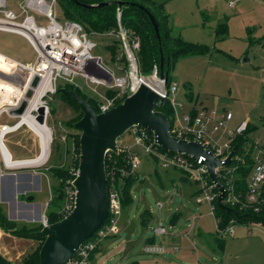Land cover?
<instances>
[{
	"label": "rangeland",
	"instance_id": "374dc122",
	"mask_svg": "<svg viewBox=\"0 0 264 264\" xmlns=\"http://www.w3.org/2000/svg\"><path fill=\"white\" fill-rule=\"evenodd\" d=\"M154 1L163 6V14L167 16L172 37L182 38L190 43H200L209 48L207 54L181 57L175 61L169 75L170 85H175L177 89L171 96L173 117L180 118L192 107L196 110L201 107L227 110L233 114L230 127L246 121L256 127L252 136L259 134L260 138H264L262 119L264 117V17L260 21L257 10L239 13L237 8H228V3L235 5V0ZM19 3L20 0H7L8 8L15 12H19ZM205 7L209 11H205ZM54 10L58 22L69 21L58 2ZM204 13L206 14L205 22L202 17ZM31 14L37 19L39 25H46L47 21L44 18L35 13ZM223 16L230 17L231 22H224ZM223 25H226L228 32L226 30V33L218 35L217 30ZM85 32L88 33V39L95 44V48L91 51L92 57L100 58L102 63L113 72L114 77L124 76V72L115 64L121 59L120 50L117 49L116 54H112L109 48L115 45L116 37L109 34L110 32L96 34L89 30ZM135 37L140 41L138 36ZM0 53L23 65L32 64L36 58L34 51L24 38L2 32H0ZM74 84L83 93L86 101L90 99L97 105L102 103L108 91H111L108 86H97L79 77L74 78ZM59 86L64 88L65 83L62 81L56 83V93ZM55 94L51 98L44 99V103L50 110L45 127L50 130L52 137L47 161L36 168L6 169L4 167L0 176V183L3 185L8 176H18L14 178L13 185L6 184L5 188L0 187V203L4 206L8 220L16 222L19 226L26 225L34 231L45 220L47 204L52 197V188L59 184L58 170L57 168L53 170V166L60 167L65 154L66 169L74 166L75 161L79 162L76 148L80 131L73 124L79 119L80 111L65 98ZM177 102L181 105L177 106ZM37 106L38 104L34 108ZM19 121L20 119L15 116L10 122L0 121V126L16 125ZM119 140L132 144V138L127 132L117 142ZM3 143L13 160L34 159L40 152L37 136L25 125L7 135ZM6 153L4 151L5 157L8 158ZM0 160H2L1 154ZM139 161L140 167L136 171L138 179L130 193L131 203L123 207L116 218L119 233L102 240L99 246L100 251L98 254L95 253L94 264H99L98 261L102 264H130L133 261L148 264L155 258L162 257L168 260V264H183L182 261L186 258H190V262L197 264H229L230 262V264H264V231L262 229L244 221L243 226L234 225V234L231 237L230 235L220 236L217 233L214 216H202L196 221L199 226H206L205 235L210 240L209 244H206L204 239L196 233L191 240L194 247L189 248L185 252L186 255L183 251V257H181L182 253L178 255L172 252L171 246L162 239L184 238L185 231L180 230L186 225L189 228L192 216L207 213L208 207L205 203L196 204L198 186L188 175L176 169H163L150 156L141 152H139ZM72 171L71 168L69 173L72 174ZM27 174H30V178ZM182 177L184 180H181ZM74 179L66 188L68 195L71 189L75 191L72 186ZM120 183L123 184L122 181ZM178 185H182L181 188L185 189L186 193L183 195H181L182 191L177 193ZM191 192H194L193 196ZM29 199L32 200L28 201ZM159 203L163 206L161 209L157 206ZM68 208L64 207L65 213ZM174 216L177 217V221L171 226L168 219ZM143 217H148L149 221L142 223ZM159 226L167 230L166 236H160V240L157 238L164 253L145 254L143 249L148 239L154 238V234L148 229ZM175 228L179 231H175ZM200 232H203L202 229ZM3 234L5 235L0 232V247L3 248L0 249L2 251L5 249L4 252L10 251L13 259L9 262L10 264H22L28 254L40 251L39 248L43 244V239L40 238V240L19 239L8 233ZM183 242L187 246V242ZM217 244L224 245V250H218ZM17 252L21 253L18 258Z\"/></svg>",
	"mask_w": 264,
	"mask_h": 264
},
{
	"label": "built area",
	"instance_id": "2783aa9c",
	"mask_svg": "<svg viewBox=\"0 0 264 264\" xmlns=\"http://www.w3.org/2000/svg\"><path fill=\"white\" fill-rule=\"evenodd\" d=\"M56 3L57 0H20L19 12H15L8 8L7 0H0V32L24 38L36 55L35 61L31 65L17 63L19 66L17 69H20L21 73L15 82L22 83L25 80V86H27L34 77L40 79L39 85H43L40 106L45 107L46 120L49 109L44 103V99L51 98L56 93L58 81L77 88L74 84L76 77L83 78L97 86H108L114 92L113 96H105L103 102L98 104L97 114H103L115 108L127 97L135 94L142 85L154 91L162 99V103L169 101L173 107L171 96L176 93V86L167 87L165 78L159 77L157 65L153 66L150 75L140 74L137 62L140 41L138 38H131L129 32L123 28L119 13L117 14V30L111 31L109 34L114 35L118 41L121 59L117 60L115 64L119 70L124 72V76L114 77L113 72L102 63L100 58L92 57L91 51L95 48V44L88 39V33L80 24L72 21L58 22L54 10ZM31 13L44 18L47 21L46 25H39ZM109 80L110 82H108ZM24 95L25 93L21 96V100L24 99ZM176 105L180 106L181 103L177 102ZM34 113L35 117L36 111ZM232 120L233 114L227 110L220 111L205 107L196 110L195 107H192L187 114L180 118L174 116L171 121L168 120L169 134L181 141L198 143L213 159L221 162L222 166L215 168L214 172L223 187L221 203L225 207L256 206L253 208L256 212L264 193V138H260L259 134L254 136L250 134L245 144L236 150L234 141L236 137L246 132L248 122L243 121L235 127H230ZM19 128L17 124L0 126L1 142L7 135L16 132ZM127 134L131 136L132 144L129 145L127 142L119 140L116 147L117 152L114 153L123 155L124 167H113L106 174V178L107 176L110 178L107 221L79 247L66 264H90V256L99 248L102 240L117 232L116 218L122 209V183L120 181L136 175V171L140 167L139 152L150 156L163 169H176L192 178L198 186L196 204L205 203L215 218L216 203L221 191L209 176L204 165L207 159L205 156H200L195 160L193 156L164 150L162 152L154 135L138 126L132 127L127 131ZM232 151L230 163L225 164ZM247 160L251 161L252 167L245 180L246 195L245 201L242 202L239 199L240 194L236 195L235 174L238 165L245 166ZM76 174L77 171L74 176ZM117 175L120 179L118 182L115 180ZM70 192L69 195L66 193L68 195L66 207H70V209L68 208V211L64 212L63 218L69 215L74 207L75 191L71 189ZM157 206L159 209L162 207L161 204ZM44 219L42 225H49L45 217ZM215 220L218 222L216 218ZM233 227L232 221L224 230L218 229L217 232L220 236H232ZM148 231L154 235L167 234V230L163 226L149 228ZM143 252L148 255H160L164 253V249L156 244H147Z\"/></svg>",
	"mask_w": 264,
	"mask_h": 264
},
{
	"label": "water",
	"instance_id": "95a60500",
	"mask_svg": "<svg viewBox=\"0 0 264 264\" xmlns=\"http://www.w3.org/2000/svg\"><path fill=\"white\" fill-rule=\"evenodd\" d=\"M108 5L109 3H101L95 6H81L92 9ZM122 6V2H117L118 13L121 12ZM141 9L148 16L156 38L160 40L159 27L154 17L147 10L142 7ZM163 60L161 55L160 78H164ZM39 83L40 79L34 77L29 85L25 86V80L18 85V88L25 95L24 99L19 101L18 106L11 109V115L20 117L25 113L28 106L27 101L33 97ZM57 93L71 98L82 111V117L74 124V127L80 131L78 169L76 178L72 182L75 190V201L68 216L33 233L35 237L43 239L39 251V264H66L79 247L107 221L109 202L105 157L108 152L116 154L117 140L134 126L151 132L157 145L164 151L193 156L195 160L200 156H205L207 159L204 165L209 176L221 191L217 204L221 210L230 211L221 203L223 187L214 172L215 168L222 166L221 162L213 159L198 143L181 141L170 136L169 121L163 113L157 110L162 99L150 88L145 85L140 86L135 94L127 97L121 104L103 114H97L95 107L89 105L73 91L60 88ZM35 120L45 126L44 106L37 108ZM232 153L233 151L227 157L225 164L230 163ZM30 200L32 199L28 201ZM141 221L147 223L149 218L143 217Z\"/></svg>",
	"mask_w": 264,
	"mask_h": 264
},
{
	"label": "trees",
	"instance_id": "16d2710c",
	"mask_svg": "<svg viewBox=\"0 0 264 264\" xmlns=\"http://www.w3.org/2000/svg\"><path fill=\"white\" fill-rule=\"evenodd\" d=\"M64 11L66 19L72 22L80 24L86 31H92L94 33L111 32L117 30V2H122L123 6L121 8L120 23L129 32L131 38H140V50L137 54V62L139 66V72L143 76H148L152 72L154 65L159 68L161 55L163 56V73L166 80L167 87L170 86V71L174 67V63L177 59L187 56H198L204 55L209 52V48L202 46L200 44L189 43L180 38H174L170 35L168 28L167 16L163 14V6L156 4L153 0H57ZM101 3H109L108 6L102 8H84L81 5H98ZM147 10L155 19L159 27L160 40L156 38L152 24L145 14L144 10ZM226 25L221 26L217 30V34L226 33ZM110 51L112 54H116L117 49H119L118 41H116L114 46H110ZM115 56V55H114ZM60 89V86L58 87ZM64 89L67 91H73L78 96L82 97L85 101L86 98L83 93L77 89L71 87L69 84H65ZM113 91H108V97L113 96ZM60 95L65 98L71 105H75L80 111V118L82 117V111L80 107L69 97ZM89 105L97 108V104L90 99L86 101ZM122 102V101H121ZM54 110V109H53ZM157 110L163 113L169 121L173 117V109L169 101H164L160 104ZM50 114V110H49ZM263 124H264V117ZM78 120L74 121L76 123ZM74 125V124H73ZM256 130L255 126H251L248 123V127L245 133L236 137L234 141V147L236 150L241 148L245 142L249 139V135L254 133ZM77 151L79 154V141L77 146ZM163 152V150L161 149ZM66 154L64 155L62 165L60 167H54L53 170L57 168L59 184L57 187L52 188V197L47 204V213L45 214L48 224H53L58 222L64 216V207L66 206L67 194L66 188L70 186V182L74 179V173L78 169V160L75 161L74 166H72V174L65 166ZM156 162V161H155ZM157 164V163H156ZM124 157L122 154L115 155L112 152H108L105 157V173L107 174L111 168H121L124 167ZM252 164L250 160H247L245 166L238 165V169L235 174V184L237 188L236 195L240 194L239 199L244 202L246 195L245 180L251 170ZM107 190H110V178L107 176ZM137 179V175L129 176L123 179V184L121 185V202L122 208L131 203V190ZM115 180L120 181L119 175L116 176ZM254 207L256 206H246L240 207L236 206L234 208H229L230 211L221 210L216 203L215 208V218L218 220L217 227L220 230H224L232 221L234 225L243 226L244 221L247 223H252L257 225L264 230V193L263 199L258 204V210L255 212ZM42 225L34 231V229L27 228L26 225L19 226L16 222L8 220L4 206L0 203V230L4 233L19 238V239H39L32 235L34 232L40 231ZM218 233V232H217ZM40 240V239H39ZM43 243V241H42ZM221 245V244H220ZM222 246V245H221ZM97 248L90 256V261L98 251ZM40 250V248H39ZM0 264H10L2 255H0ZM22 264H39V251H33L28 254L24 259ZM132 264H137L136 262Z\"/></svg>",
	"mask_w": 264,
	"mask_h": 264
},
{
	"label": "crops",
	"instance_id": "0c3cea01",
	"mask_svg": "<svg viewBox=\"0 0 264 264\" xmlns=\"http://www.w3.org/2000/svg\"><path fill=\"white\" fill-rule=\"evenodd\" d=\"M154 1V0H153ZM236 2H235V5L234 4H232V3H228V8H231V9H238V12L239 13H245V12H247V11H249V10H252V11H256L257 10V13H258V18L260 19V21H262V18L264 17V0H235ZM155 2V1H154ZM232 4V5H231ZM206 8V7H205ZM205 11H209V9L208 8H206L205 9ZM202 17L204 18V20H203V22H205L206 21V14L204 13V15H202ZM234 17H236V15L234 16ZM207 18H208V16H207ZM223 20H224V22H231V18L230 17H226V16H223ZM228 19V20H227ZM230 24V23H229ZM227 32H228V29H227ZM174 38H176V37H174ZM180 39H182V38H180ZM182 40H184V39H182ZM184 41H186V40H184ZM186 42H189L190 43V41H186ZM191 43H194V42H191ZM195 44H197V43H195ZM200 44V43H199ZM0 93H1V97H0V102H2V100H6V102H11V100L13 101V99L14 98H12L13 96H16V94H17V92H18V89L16 88V87H18V85H20L21 83H19V82H14V81H17V78H18V75H19V73H21V71H20V69H17V67L16 66H14V65H12L9 61H12V62H14V63H18V62H15L14 60H12V59H10V58H8V57H5L4 55H2L1 53H0ZM34 63V62H33ZM32 63V64H33ZM18 64H20V63H18ZM25 65H31V64H25ZM8 70L9 71H11L12 72V74L13 75H15V76H9V74H8ZM14 85V86H13ZM5 90V91H4ZM6 90H10L11 91V94H8V93H6L7 91ZM21 95V94H20ZM21 100V98L19 99V101ZM8 105V104H7ZM16 105V104H15ZM9 107V108H8ZM14 107V106H13ZM13 107L12 106H3V107H0V121H4L5 123H7V122H10L15 116H13V115H11L10 113H11V109H13ZM8 109H9V111H8ZM33 109V108H32ZM31 111V109L28 111V113L26 114V115H28L30 118H33L30 114H29V112ZM19 119L21 118V117H18ZM241 123V122H240ZM240 123H238V124H240ZM18 124V123H17ZM238 124H236V126L238 125ZM7 125V124H6ZM9 126H11V125H9ZM22 126H20V128H21ZM19 128V129H20ZM3 145H4V143H3ZM4 147L6 148V146L4 145ZM6 150L8 151V153L10 154V152H9V150L6 148ZM0 154H1V157L3 158V155H2V152H1V147H0ZM7 158V157H6ZM8 158H10V159H12V156H11V154H10V156L8 157ZM18 159H20V158H17L16 160H13V161H24V160H18ZM25 160H31V159H25ZM1 162H0V172H2V169H4V167L5 168H8L7 166H6V164H5V161H4V159L3 160H0ZM4 162V163H3ZM5 165H3V164ZM28 176L30 175V174H27ZM9 178H7V181L4 183V185L3 184H1L0 183V187L2 186L3 188H5V186H6V184H14L13 182H14V178H16V177H18V176H15V175H12V176H8ZM29 178H30V176H29ZM138 179V178H137ZM136 179V180H137ZM181 180H184L183 179V177H182V179ZM173 184H175V185H177V183H175V182H172ZM134 186H135V183H134V185H133V188H134ZM179 187H178V190H177V188H176V192L178 193V192H181V195H183L184 193H186V190L184 189H182L181 188V186L182 185H178ZM197 191L198 190H196V193H197ZM193 194H194V192L192 193L191 192V195L193 196ZM160 204V203H159ZM162 206V205H161ZM163 207V206H162ZM161 207V208H162ZM208 207V206H207ZM160 208V209H161ZM208 209V211H207V213H204V214H200V215H193L192 216V218H191V221H190V226H189V228H188V226L186 225L185 226V228L184 229H182V230H180L181 232H184V234H183V237L184 238H182V237H180L181 239H178V238H168V239H166V238H164V239H162V240H166V242L169 244V246H171L170 248H171V250H172V252H176V254H180V253H182V251H183V253H184V255H186L185 254V252L190 248H193L194 247V245H193V242L191 241L192 239H193V236L194 235H196V233L198 234V236H200L201 238H203L204 239V241H205V243L206 244H209V242H210V240L209 239H207L206 238V235H205V232H206V226L204 225V226H199L197 223H196V221L197 220H199L202 216L203 217H209V216H211V217H213V215L210 213V210H209V207L207 208ZM172 210V209H171ZM178 215L180 216V213L178 212ZM176 216H174V217H172V218H170V219H168L169 220V222H170V225L172 226V225H174L175 224V222L177 221L176 220ZM213 219H214V221H216L215 220V218L213 217ZM216 224H217V222H216ZM116 227H117V232L115 233V234H113V235H116V234H118L119 233V227L117 226V221H116ZM255 227H259V226H255ZM216 228H218L217 226H216ZM260 229H262L261 227H259ZM186 229V230H185ZM201 229H202V233L200 232L201 231ZM179 231L178 229H176L175 228V231ZM197 230V231H196ZM262 231H264L263 229H262ZM0 232H2V235H5V234H3L4 232L3 231H1L0 230ZM175 234H177V233H175ZM233 234H234V230H233ZM232 234V235H233ZM112 235V236H113ZM160 236H166V234L165 235H154V238H149L148 239V241H147V244H157V245H159L160 244V246H161V243L160 242H158L157 241V238L160 240ZM172 237V236H171ZM174 237H176V236H174ZM231 237V236H230ZM183 241H186L187 242V246L184 244V242ZM1 248V247H0ZM224 245H220V244H217V249L218 250H224ZM1 249H3V248H1ZM0 249V255H2L8 262H12L13 261V259H12V255L10 254V251H8V252H4L5 251V249H4V251H2ZM98 251H100V249H98ZM98 251L96 252L97 254H98ZM177 251H178V253H177ZM192 251H193V249H192ZM183 253L181 254V257H183ZM20 255H21V253L20 254H18V252H17V258L18 257H20ZM96 255L95 254H93V257H92V259H91V261H90V264H94V257H95ZM168 260L167 259H164V257H162V258H158V259H156L155 258V260H153V262H150V263H148V264H168V262H167ZM134 262H136L137 264H140L138 261H133V262H131L130 264H132V263H134ZM183 264H197V263H192V262H190V258H186V259H183ZM98 263L99 264H102L100 261H98ZM231 263V262H230ZM229 263V264H230ZM226 264H228V263H226Z\"/></svg>",
	"mask_w": 264,
	"mask_h": 264
},
{
	"label": "bare ground",
	"instance_id": "6f19581e",
	"mask_svg": "<svg viewBox=\"0 0 264 264\" xmlns=\"http://www.w3.org/2000/svg\"><path fill=\"white\" fill-rule=\"evenodd\" d=\"M9 62L14 66L19 67L16 63H14L12 61H9ZM8 74L10 76L12 74V72L8 70ZM12 76H15V75H12ZM16 88L18 89V92H17L16 96L12 97V98H14L13 101L11 100V102L9 103V102H6V100L4 99V100H2V102H0V107H3V106L17 107L18 106L19 99L21 98L23 93L21 92V90L18 87H16ZM42 90H43V85H39L38 88L34 91L33 97L27 101L28 106H27L25 113L20 116L21 117L20 121L17 124L18 127L23 126V125L27 126L32 131V133H34L37 136V138L39 140V151H40L39 155L37 157H35L34 159H31V160H24V161H20V162L19 161L15 162L10 158L5 157L4 151H5V153L7 151H6V149L3 150V148H5V147L2 144L3 141L1 142V140H0L1 152L3 155V159L5 161V164L8 167L7 169L38 167V166L43 165L47 161V159L49 158L50 144L52 141L51 132L45 126L39 124L35 120V117L33 115V113L40 106V95H41ZM6 91H7L6 93L11 94L10 90H6ZM0 97H1V93H0ZM37 104H38V106L36 108H34ZM30 109H31V111L29 112V114L33 118H30L28 115H26ZM6 155L8 157L10 156L9 153H6Z\"/></svg>",
	"mask_w": 264,
	"mask_h": 264
}]
</instances>
